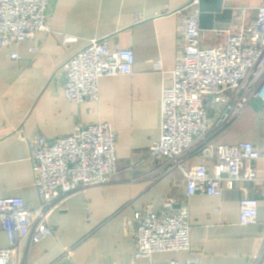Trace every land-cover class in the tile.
I'll return each mask as SVG.
<instances>
[{
  "label": "crops",
  "instance_id": "crops-1",
  "mask_svg": "<svg viewBox=\"0 0 264 264\" xmlns=\"http://www.w3.org/2000/svg\"><path fill=\"white\" fill-rule=\"evenodd\" d=\"M52 0L51 32H40L21 46H0V198L21 197L37 208L28 140L71 135L80 125L108 123L116 134L117 172L109 185L77 193L49 215L54 235L39 243L24 238L14 264H160L173 260L199 264H251L264 248V181L222 185L220 196H188L179 167L158 160L150 149L161 136L163 72L182 59L178 26L183 13L200 10L201 46L214 48L228 35H245L264 0ZM77 38L63 44V36ZM111 49L133 48L131 75L103 77L100 99L76 104L64 92L59 70L65 60L94 39ZM18 54L19 60L12 59ZM233 99L232 92L228 93ZM209 142L183 156L186 169L205 164L214 173L215 147L253 143L264 153V104L252 99L236 121L213 129ZM213 144L214 148H207ZM204 154V155H202ZM264 171V159L254 163ZM259 201L258 223L240 224L244 197ZM188 202L191 249L135 259L130 222L138 212L178 207ZM2 247H8L0 232Z\"/></svg>",
  "mask_w": 264,
  "mask_h": 264
},
{
  "label": "built area",
  "instance_id": "built-area-1",
  "mask_svg": "<svg viewBox=\"0 0 264 264\" xmlns=\"http://www.w3.org/2000/svg\"><path fill=\"white\" fill-rule=\"evenodd\" d=\"M52 0H0V46H21L40 32H51L49 9ZM192 3L199 4L200 0ZM200 10L183 13L178 26L182 59L171 71H164L161 94V136L150 152L158 160L179 167L188 180V196H220L223 183L232 188L239 180L264 181V171L254 163L264 159L253 143L215 147L214 173L205 164L188 170L183 156L209 142L212 130L234 123L252 99L264 104V6L246 34L228 35L225 43L214 48L201 46ZM63 36V44L76 42ZM12 59L19 60L18 54ZM136 64L133 48H114L108 39L91 40L83 50L62 64L59 74L66 82V98L76 104L100 99L103 77L131 75ZM229 92L235 96L233 99ZM116 134L108 123L80 125L67 136L48 140L39 135L28 140L35 186L41 204L34 209L21 197L0 198V232L9 246L0 243V264H14L13 255L24 238L39 243L53 236L48 218L55 208L77 193L109 185L117 172ZM214 145L210 144L211 151ZM204 155V154H202ZM188 202L178 207L138 212L130 222L135 242V259L151 258L155 253L191 249V223ZM259 201L244 197L240 202V224L258 223ZM155 264V263H151ZM160 264H199L191 258L180 263L175 258ZM251 264H264V248Z\"/></svg>",
  "mask_w": 264,
  "mask_h": 264
}]
</instances>
